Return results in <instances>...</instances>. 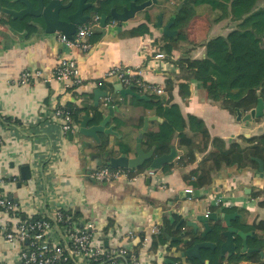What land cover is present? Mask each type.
I'll return each mask as SVG.
<instances>
[{
    "label": "crops",
    "instance_id": "crops-1",
    "mask_svg": "<svg viewBox=\"0 0 264 264\" xmlns=\"http://www.w3.org/2000/svg\"><path fill=\"white\" fill-rule=\"evenodd\" d=\"M99 2L95 3L96 6ZM180 4L179 0H157V4L127 22L120 23L111 18L106 27L100 26L96 30L88 52L68 48L58 39L61 33L47 34L45 26H35L32 18H28L30 22L25 29H18L13 24L18 20L0 13V116L5 118L0 122V182L2 194L22 205L23 218L69 210L77 215L80 226L94 224L106 245L117 244L116 237L127 230L140 236L153 226L162 227L166 221L174 224L179 220L167 236L168 243L155 248L150 244L140 249L146 264H166L167 260L174 261V258H179L183 264L196 260L182 257L191 248L174 239L182 237L191 241L190 231L198 237L204 236L206 229L197 218L209 213L220 216L208 222L210 228L220 222L224 233L227 224L222 218L233 215L232 227L242 234H249L247 238L235 235L237 250H242L245 241L248 249L253 251L264 246V232H257L261 240L255 243L253 237L256 233L246 230V227L264 222V180L256 177L257 169L238 170L224 165L219 170L207 171L203 185L198 188L190 186L184 179L192 170L208 169L214 159L223 161L221 154L232 143L241 144L242 137L250 139L261 135L264 120L239 122L221 102L215 100L214 86L204 88L201 83L186 79V67L205 60L206 43L213 39V35L198 39L195 30L199 23L204 25L203 19L208 16H197L187 29L186 41H180L176 48L172 39L178 37V31L176 36L167 37L156 24L162 16L163 26H166L175 17ZM0 7L8 8L1 3ZM21 8L22 4L18 2L14 9ZM94 9L86 14L92 17ZM116 10L122 12L123 8ZM147 15L151 18L149 22ZM209 20L215 23V27H220L224 21ZM142 23L148 24L150 33L130 36V31ZM154 53L166 55L164 70H158L151 59ZM65 59L77 62L83 80L81 86H70L69 82L54 78L55 69ZM182 60L184 67L179 65ZM115 67L142 70L143 80L163 88L164 92L168 78L175 79L172 103L180 107L187 121L201 119L211 137L208 148L196 152L195 163L187 167L176 165L169 171L162 168L156 177L133 183H96L89 178L94 170L107 165L111 157L122 155L117 145L120 137L127 134L126 141L132 147L128 156L133 158L145 120L148 119L147 131L153 132H157L163 122L154 110L143 106L105 105L108 96L127 103L132 97L120 94V83L115 78L106 79L102 86L99 85L106 72ZM26 70L40 71L42 77L32 84L19 85L17 79ZM181 85L189 88V96L181 95ZM58 106L80 110V119L89 116L94 119L92 124L102 121L113 107L114 114L107 127L114 126L118 136L99 134L100 141L97 142L81 136L78 125L71 132L72 136L64 134L61 122L54 118ZM118 122L124 125L119 127ZM196 141L200 143L201 140ZM178 145L175 138L173 146L178 155L172 163L186 152ZM26 166L30 168L29 181L22 180V168ZM187 190L193 193L188 194ZM189 222H195L198 228L189 226ZM138 236L134 241L136 247L140 245ZM222 236L221 246L226 241ZM0 250L7 252L1 240ZM8 255L10 258L12 252ZM232 255L227 253L224 257L227 259ZM261 262L264 263V249Z\"/></svg>",
    "mask_w": 264,
    "mask_h": 264
},
{
    "label": "trees",
    "instance_id": "trees-1",
    "mask_svg": "<svg viewBox=\"0 0 264 264\" xmlns=\"http://www.w3.org/2000/svg\"><path fill=\"white\" fill-rule=\"evenodd\" d=\"M69 1V0H65ZM74 4L78 0H72ZM90 2L99 4L94 9L93 15L108 14L112 9H122L128 6L129 0H89ZM184 0H179L182 3ZM188 0L187 4L180 11L175 13V22L173 30L178 31V37L172 39L175 47L180 45V41H186L187 29L194 18L197 16H208L214 21H219L226 17H231L237 22L236 28L231 30L227 36H218L206 43V58L202 62L190 63L186 70L188 71L187 80H195L203 85L204 88L214 86L215 100L221 102L222 106L229 110L232 115L237 117L238 111L243 114L250 113L258 105L259 99L264 101V9L256 12L247 19H243V15L248 12L258 0ZM140 3L145 0H139ZM2 5L10 9L18 7V3L14 0H0ZM225 9V10H224ZM147 21L151 20L150 16H146ZM29 19L18 20L14 26L18 29H25ZM96 33V31H95ZM93 36L89 39L93 40ZM150 33L148 24L142 23L137 28L130 31V36H144ZM180 63V64H179ZM180 67H184V61H179ZM101 83V82H100ZM99 83V84H100ZM104 82L102 83V85ZM101 85V86H102ZM175 87V79L168 78L166 89L162 98L149 100H140L130 97L129 103L124 100L114 99L111 105L143 106L148 110H154L156 115L163 120L159 125L158 131H147L143 137L144 150L150 151L154 149L155 157H161L174 149L173 140L178 139V146L186 152L180 155L177 162L166 165L163 170L169 171L174 166H185L196 162V152L206 150L211 142L209 132L201 119L191 118L189 121L185 119L180 107L172 103V95ZM182 96H189L190 90L185 85L180 86ZM134 91L143 96L144 89L133 86ZM71 114L74 122L78 125L80 121V110L73 108H65ZM99 115V114H98ZM101 118V117H100ZM99 118V119H100ZM264 120L258 119L257 121ZM119 127L123 126V122H118ZM191 133L192 135H190ZM127 134L117 140L119 153L128 155L132 152V147L126 141ZM196 139H200L197 143ZM247 146L243 147L240 143L234 142L221 155L223 161L214 159L208 169L197 168L184 176L185 181L194 188L203 185L202 180L206 176L207 171L221 169L224 165L228 168H237L238 170L253 169L256 170L258 161L264 162V132L259 136L250 139L241 138ZM150 168V163L139 170ZM77 216L76 214H74ZM77 219V217H76ZM166 221L162 226L164 234L153 240L152 246L155 248L159 244L169 242L167 236L172 233L176 224ZM183 227V226H182ZM180 229V228H179ZM249 232L256 233L255 243L261 240V236L257 232H264V222L261 221L253 226L246 227ZM224 229L220 222H216L206 237L199 236L190 231L188 235L192 240L186 245L192 248L195 244L201 242L215 243V249H203L201 251L202 260L209 261V264H240L243 262H251L264 264L261 262V251L264 246H258L257 250L250 253H237L229 258H225L221 254L220 246L222 244V234ZM176 245L175 243H172ZM177 264H183L179 258H174ZM191 264H205L198 260L189 262Z\"/></svg>",
    "mask_w": 264,
    "mask_h": 264
},
{
    "label": "built area",
    "instance_id": "built-area-1",
    "mask_svg": "<svg viewBox=\"0 0 264 264\" xmlns=\"http://www.w3.org/2000/svg\"><path fill=\"white\" fill-rule=\"evenodd\" d=\"M101 15L96 13L90 20L78 27L75 36L70 39L59 34V41L70 49H80L88 52L92 44L89 39L100 28ZM166 55L154 53L151 59L158 70L166 68ZM42 77L40 71H24L17 79L19 85H29ZM54 78L70 83V86H81L83 80L79 67L74 60H62L54 72ZM115 78L127 87H141L153 90L159 96L164 89L148 84L143 80L140 69L129 67H115L106 72L102 83L106 79ZM113 100L110 96L105 99V105ZM54 118L62 124L64 134L71 133L77 124L65 108L58 106L54 111ZM5 120L0 116V122ZM155 169H125L111 168L102 165L90 173L89 178L96 183L123 181L133 183L137 180H147L156 177ZM0 182V240L5 250H0V264H146L141 250L152 244L153 240L163 235L161 226H153L148 233L138 236L126 231L116 237L117 244H108L94 224L87 223L80 226L73 212L69 210H55L52 213H42L30 218H23L22 205L2 194ZM192 194V190H187ZM103 235V234H102ZM137 236L139 247L134 245ZM115 238V239H116ZM124 244H123V243ZM141 249V250H140ZM12 252L9 258L8 254Z\"/></svg>",
    "mask_w": 264,
    "mask_h": 264
},
{
    "label": "water",
    "instance_id": "water-1",
    "mask_svg": "<svg viewBox=\"0 0 264 264\" xmlns=\"http://www.w3.org/2000/svg\"><path fill=\"white\" fill-rule=\"evenodd\" d=\"M15 2H20L22 8L19 10L10 9V8H1L0 13L7 14L15 20H26L27 18L33 17L35 19H42L45 26V32L47 34H56L61 33L66 35L68 38L72 39L79 26L86 24L91 16L87 15L86 12L96 8V4H87V0H79L78 9L74 14L67 15L64 19H61V14L64 11H67L72 7V2L64 4V0H14ZM188 0H184L178 7L177 11H180ZM157 4V0H148L143 3H139V0H129L128 6L123 8L122 12H118L116 9L110 10L109 15H101V27H106L111 18L120 23L127 22L128 20L134 18L136 14L147 10L152 5ZM264 9V0H258L255 5L243 15V19H247L250 16L254 15L256 12ZM30 22V21H29ZM175 22V17L171 21L163 26L162 16L158 18V23L156 24L157 28L167 37H174L177 35V31L173 30ZM118 91L123 97L132 96L140 100H149L146 96H141L137 94L133 87L125 88L123 85L118 86ZM109 115L103 116V120L98 123H93L94 119L89 116H84L80 119L79 134L83 137L92 138L99 142V134H105L107 136H118V133L115 132L114 126H110L108 123L110 118L114 114V108H109ZM264 116V101L259 99L258 105L250 114L244 116L242 112L238 111L237 120L239 122H254L257 119L263 118ZM148 130V119L145 120L143 129L140 132L139 138L137 140V145L135 149V157L130 158L126 154H122L120 157L115 158L111 157L107 163L111 168H125V169H140L145 167L150 163V168L155 170H161L166 165L172 163L178 153L176 149H173L170 154L163 155L161 157H155L154 149L146 152L143 149V137L145 132ZM72 136V133H69ZM256 177L264 180V162L258 161V169ZM22 180L29 181L31 180L30 168L28 166L22 168ZM220 216L215 214H207L206 216H198L197 221L204 225L205 234L204 237L211 231L208 222L211 220H217ZM233 218V215H226L223 221L227 224V230L223 233L226 241L221 246L222 256H225L227 253L234 254L237 250L235 244V235L240 236L241 238H247L249 234H242L238 232V229L232 227L230 220ZM189 226L198 228L195 222H189ZM174 241H178L184 245L188 244L190 240H185L182 237L175 238ZM217 246L211 242H201L194 245L191 249L187 250L182 254V257H187L189 259H196L200 262L209 264V262L202 260L201 251L203 249H215ZM253 250L248 249L247 241L243 243L242 253L252 252ZM166 264H176L173 260H167Z\"/></svg>",
    "mask_w": 264,
    "mask_h": 264
},
{
    "label": "rangeland",
    "instance_id": "rangeland-1",
    "mask_svg": "<svg viewBox=\"0 0 264 264\" xmlns=\"http://www.w3.org/2000/svg\"><path fill=\"white\" fill-rule=\"evenodd\" d=\"M252 3H253V0H251L249 4H252ZM203 20L205 21L204 25H203V23L202 24L199 23L198 28L195 30L196 35H197L199 40H202L205 37H209L210 35H213L212 36L213 38L218 37V36L227 35L231 30H233L237 26V22L232 20L231 17L224 18V21L220 24V27L219 26L215 27V23L210 22L208 17L204 18ZM213 29H214V32H212ZM193 34H195V33L193 32ZM194 39L197 40L196 36H194ZM144 92H145V95H147L148 97H151L153 99H159L160 98L159 95L156 92H154L153 90H144ZM248 114H250V113L243 114V115L246 116ZM241 145L243 147L247 146L244 142H241ZM102 153H103V151H102ZM208 166H209V164H208ZM256 168H258V165Z\"/></svg>",
    "mask_w": 264,
    "mask_h": 264
},
{
    "label": "flooded vegetation",
    "instance_id": "flooded-vegetation-1",
    "mask_svg": "<svg viewBox=\"0 0 264 264\" xmlns=\"http://www.w3.org/2000/svg\"><path fill=\"white\" fill-rule=\"evenodd\" d=\"M71 2H72V7L70 9H68L67 11L62 12L61 19H64L67 15L74 14L77 11L79 0L77 1L76 4H74V2L72 0L66 1V2H64V4H68V3H71ZM87 4H95V3L90 2L89 0H87ZM30 18H32L31 21H33V24L35 26L40 27V28L43 27L44 24H43L42 19H35L33 17H30ZM237 253H242L241 249H238L236 251V253H234V254H237Z\"/></svg>",
    "mask_w": 264,
    "mask_h": 264
}]
</instances>
